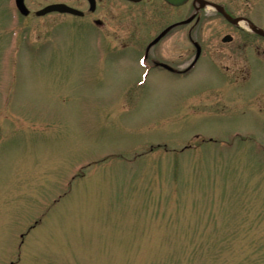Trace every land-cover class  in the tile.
Masks as SVG:
<instances>
[{
  "label": "rangeland",
  "instance_id": "1",
  "mask_svg": "<svg viewBox=\"0 0 264 264\" xmlns=\"http://www.w3.org/2000/svg\"><path fill=\"white\" fill-rule=\"evenodd\" d=\"M213 1L264 31V0ZM119 13L102 35L0 0V264H264V53L206 9L191 70L146 72L191 62L189 28L146 49L176 12Z\"/></svg>",
  "mask_w": 264,
  "mask_h": 264
},
{
  "label": "flooded vegetation",
  "instance_id": "2",
  "mask_svg": "<svg viewBox=\"0 0 264 264\" xmlns=\"http://www.w3.org/2000/svg\"><path fill=\"white\" fill-rule=\"evenodd\" d=\"M120 1L121 0H36L35 3L33 2L31 3L30 0H24L23 3H24V6L26 7L27 14L22 17L26 20L44 19L46 17L51 16L52 14H55V12L47 13V14L40 16L36 14L38 10L50 4L64 3L72 7L76 6V8H78L82 12V15L77 16V18H80L81 20L85 21L89 26H92L94 29L104 34L105 26L107 24L119 23L120 21V13H119V2ZM123 1L136 5V4H140L141 2H144L145 0H139L136 3H133L130 0H123ZM160 1L163 3V5L166 8H169L175 11L176 13L173 15V19L171 20L170 23L168 22L167 25H165L163 28H161V30H159L154 36L151 37V40L149 41V43H151L154 39H156L159 35H161L159 39L155 41L153 45H151L150 49L154 48L167 34L174 32V31L180 32L178 31L179 29L181 30L185 27H188L189 30H187L186 32L181 31L180 33L187 37L194 51L196 49V47H194V44H197L199 47L200 54L205 53L204 52L205 46H203V43L201 42V38H200L201 35L198 30V27L200 23L204 20L205 15L203 14L206 11V6L204 3L207 2V3H211L216 6L215 9L211 8L213 16H219L226 24H228L230 27L236 30L237 35L236 34L235 35L238 37V39H240V44H241L240 47H236L237 50H239L242 53L243 52L246 53L247 50H251L252 54L255 53L258 55L264 53V47H263L264 38L263 37L259 36L254 31L247 29V26L242 27L241 25H232V24L230 25L224 19L222 14L217 10L218 7L222 9L225 13L229 14L230 16H233L227 10L225 4L221 2H216L213 0H185L181 5L177 7H173V6L166 4L162 0ZM77 2H79L80 5H76L75 3ZM36 5H37V8L34 9V7L32 6H36ZM255 11H253V13L251 14H247L246 12L241 13L237 15L236 17L243 18L245 25H247V23H251L253 26L258 27V24L256 23L257 22L256 18L254 17ZM226 36L230 37L229 41H224V38ZM219 39L221 43H229V42H232V40L234 39V36L230 35L229 33H225ZM249 39L253 40L251 41V46H248ZM210 48L211 47H209V49ZM220 49H221L220 47L215 46L210 49V53L219 52L221 51ZM160 62H163V63H160ZM164 63L165 62L162 60H159V62L155 60L152 63V66L160 70L168 71L171 73H180L181 70L174 69L176 67H179V65L176 64L175 66V63H174V66H172L173 67L172 69H164L160 67V64H164ZM251 66L253 67L252 64ZM243 70L245 72L244 82H249L254 76V75L249 74V71H250L249 64L247 63L244 64ZM254 74H255V77L263 76L264 68L254 69ZM260 90L262 92L261 94L264 95V88H261ZM258 95L260 96V94H256V97H258Z\"/></svg>",
  "mask_w": 264,
  "mask_h": 264
},
{
  "label": "water",
  "instance_id": "3",
  "mask_svg": "<svg viewBox=\"0 0 264 264\" xmlns=\"http://www.w3.org/2000/svg\"><path fill=\"white\" fill-rule=\"evenodd\" d=\"M168 1L169 3H171L172 5H179L181 2L178 1V0H166ZM17 2V6L19 8H22V0H16ZM53 10H57V11H60V12H69V13H73V14H78L77 11L73 10V9H70L64 5H55V6H50L48 7L46 10L44 11H53ZM218 11L225 17V19L227 21H229L230 23L232 24H236L240 19L238 18H232L228 15H226L220 8H218ZM43 13V12H40V14ZM256 33H258L259 35H262L264 36V32L262 30H256L254 29ZM230 38L229 37H226L224 40H229ZM198 52H199V49L197 48V51H196V56H195V59L196 57L198 56Z\"/></svg>",
  "mask_w": 264,
  "mask_h": 264
}]
</instances>
